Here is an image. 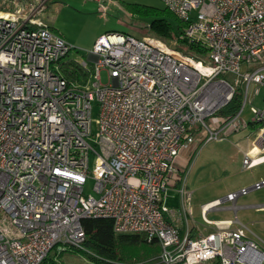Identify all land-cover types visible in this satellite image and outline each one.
Segmentation results:
<instances>
[{"label": "built area", "instance_id": "built-area-1", "mask_svg": "<svg viewBox=\"0 0 264 264\" xmlns=\"http://www.w3.org/2000/svg\"><path fill=\"white\" fill-rule=\"evenodd\" d=\"M47 1L0 0V264H40L55 247H80L87 217L156 239V262L138 264H264L261 241L233 227L236 218H207L224 202L235 212L264 179L204 204L212 228L193 234L192 192L177 166L196 141L247 125L243 108L264 86V0H162L186 24L181 39L204 47V58L175 41L113 31L76 61L74 80L61 67L73 46L41 18ZM238 88L239 110L211 126L206 120ZM249 111L257 155L244 153L243 169L264 162V107ZM88 179L93 193L84 191ZM170 188L178 209L168 207Z\"/></svg>", "mask_w": 264, "mask_h": 264}, {"label": "rangeland", "instance_id": "rangeland-1", "mask_svg": "<svg viewBox=\"0 0 264 264\" xmlns=\"http://www.w3.org/2000/svg\"><path fill=\"white\" fill-rule=\"evenodd\" d=\"M165 7L162 0H111L103 3L95 0H49L47 16L52 26L51 30L64 37L73 46L65 61H80L87 59L88 51L92 48L95 40L102 34L116 31L130 34L136 38L151 36L150 23L159 15L158 11ZM170 20L175 25V20ZM167 43L173 46L170 41ZM81 80H83V77ZM249 106L250 103H247L243 108L242 113L245 117L249 116ZM98 112L99 105L94 100L91 110L93 136L98 131ZM221 118V115L218 114L211 119L208 118L206 121L212 126L214 123H219ZM242 129L234 133H239ZM91 142L94 144L93 139H91ZM199 144L200 142L196 141L181 151L177 162L186 158L189 153L195 152L186 169L185 179V187L192 192L193 219L190 218L189 221L193 223L196 221L202 228L210 229L212 226L205 225L202 220L201 204L214 198H223L229 192H235L242 187L250 186L254 176L260 173L264 166H256L250 170L243 171V169H239L234 150L232 151V158L227 162L228 160L220 152L221 146L217 142L211 141L204 145L200 144L201 146ZM92 164L93 155L91 154L90 166ZM224 167L228 169L225 170L228 172L224 173ZM92 186L93 181L88 179L84 185L85 193H93ZM178 203L175 188H170L167 198L168 207L178 209ZM236 204L239 207L240 201L236 202ZM222 205L226 206L228 203L224 202ZM236 212L237 217L235 216ZM236 212L233 209L210 211L207 213V218L211 220L238 218L249 229V236L257 238L254 234H258L259 230L252 221L254 212L241 208ZM237 224L239 223L237 222ZM145 246L141 245L138 249L134 248L135 250L130 247L127 248L123 262L125 264H138L145 259L151 258L147 254ZM61 249V246L55 247L50 255ZM160 251L161 247L158 243V254ZM61 261L62 264H97L85 254L78 252L66 253L62 256Z\"/></svg>", "mask_w": 264, "mask_h": 264}, {"label": "trees", "instance_id": "trees-1", "mask_svg": "<svg viewBox=\"0 0 264 264\" xmlns=\"http://www.w3.org/2000/svg\"><path fill=\"white\" fill-rule=\"evenodd\" d=\"M150 23L152 37L163 41L176 42L175 47L184 53L190 54L198 59L204 58L206 49L198 44L189 43L181 39L186 24L174 15L167 7L158 11ZM175 20V25L171 20ZM62 70L69 80H74L79 73L76 61L69 60L62 63ZM242 104V91L236 89L232 99L218 112L221 116L234 115ZM84 230V241L80 247H62L48 256L40 264H62V256L69 252L85 254L90 260L97 264H125L123 262L127 248L138 249L146 245L150 263L156 262L158 258V241L154 238L148 239L143 233H116L113 230L111 218L99 217L83 218L81 221ZM135 248V249H134ZM142 261V262H144Z\"/></svg>", "mask_w": 264, "mask_h": 264}, {"label": "crops", "instance_id": "crops-1", "mask_svg": "<svg viewBox=\"0 0 264 264\" xmlns=\"http://www.w3.org/2000/svg\"><path fill=\"white\" fill-rule=\"evenodd\" d=\"M48 2H49V0L46 3L45 10L41 14V18L44 21H46L51 28L52 26L49 23V20H48L49 18L47 16ZM251 89L253 91V87ZM249 103H250V105H255L257 107H264V86H260L258 88L257 93H255L252 96L250 95V102ZM242 115H243V113H242ZM243 117H244V119H246L247 125L243 127L244 129L241 128L242 130L239 133L235 134L233 132L234 134L230 133L226 138H224L222 140L212 141V142H217L218 144H220V146H221L220 152L223 153L224 157L227 158V160H228L227 162H229V159L232 158V155H233L232 151L233 150L235 151V154L237 156L236 160L238 161L239 169H243L242 168V159H243L244 153H249L253 156L257 155V149L253 147L254 146L253 142H254L255 136L257 134L258 124L250 122V118H251L250 111H249V116L245 117L243 115ZM191 155H192V153L191 154L189 153V155L186 158H183L181 161L177 162V166L181 172L184 170V167L187 169L188 165L190 164L191 160L193 159V157ZM256 166H264V162H261V163L255 165L254 167H256ZM225 170H228V169H226L224 167V173L228 172ZM247 170H250V169H243V171H247ZM261 179H264V169H262V171L260 173H258L257 175L254 176L253 182H251V183H254L255 181H259ZM252 191L248 192L245 195L240 196L237 199L236 202L240 201V205L237 208V210L241 208L243 210H251L254 212L252 221H253V223H255L257 225L258 230H259V233L254 234V236L257 237L261 241L262 246H264V188H261L258 190H252ZM214 199H217V198H214ZM214 199H212V200H214ZM212 200H209V201L201 204V207L204 204H206ZM228 205H229V203H228ZM228 205H226L224 208L213 209L210 211H219V210L230 209L228 207ZM245 214L249 215L248 213H245ZM235 216L237 217V212L235 213ZM227 219H232V218H221V219H212V220L215 221V220H227ZM237 222L239 224H237ZM196 223L193 224V226H195V228L193 229V234H197L199 232L201 233V232H204L206 230L211 229V228L210 229L202 228L200 226V224L197 223L199 225V228H198L197 227L198 225ZM232 226L233 227L242 226V227L246 228L247 231L249 230L246 227V225L242 224L238 220V218H236V221L234 222V224ZM248 234H249V231H248Z\"/></svg>", "mask_w": 264, "mask_h": 264}]
</instances>
